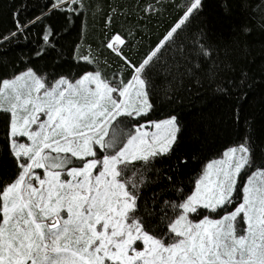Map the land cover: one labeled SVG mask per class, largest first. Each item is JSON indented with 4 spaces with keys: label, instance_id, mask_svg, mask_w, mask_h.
Returning <instances> with one entry per match:
<instances>
[{
    "label": "snow or ice",
    "instance_id": "obj_1",
    "mask_svg": "<svg viewBox=\"0 0 264 264\" xmlns=\"http://www.w3.org/2000/svg\"><path fill=\"white\" fill-rule=\"evenodd\" d=\"M184 7L139 62L124 54L127 41L119 32L107 39L104 46L127 78H107L89 50L74 51L78 63L96 66L78 78L49 80L27 68L0 80V121L15 169L11 177L0 175V264H264V164L255 165L247 138L206 163L190 192L177 189L179 202L165 200L158 210L141 203L145 180L135 164L170 154L180 132L175 115L147 119L154 110L152 73L166 68L179 79L214 78L217 68L191 63L183 52V63L160 64L162 49L203 0ZM82 8L83 0H52L47 13L26 23L17 14L15 31L0 43L24 35L52 11ZM56 35L45 25L43 45L54 48ZM192 55L207 61L212 53L197 39Z\"/></svg>",
    "mask_w": 264,
    "mask_h": 264
},
{
    "label": "trees",
    "instance_id": "obj_2",
    "mask_svg": "<svg viewBox=\"0 0 264 264\" xmlns=\"http://www.w3.org/2000/svg\"><path fill=\"white\" fill-rule=\"evenodd\" d=\"M187 2L83 0L79 14L52 11L24 35L0 43V80L27 68L49 80L61 75L78 78L96 66L78 63L73 59L74 51L86 55L89 50L99 57L107 78L114 74L127 78L120 59L104 46L107 39L119 32L127 41L124 54L139 62L183 16ZM51 3L0 0V36L15 31L17 14L21 23H26L47 13ZM45 25L57 33L52 40L54 48L43 45ZM243 26L250 32H242ZM197 39L212 53L207 61L192 55ZM42 46L45 51L38 56ZM181 52L191 63H203L205 68L215 63L217 68L214 78L198 74L196 79H179L175 73L168 75L166 68L152 73L150 99L154 110L147 119L158 121L175 115L180 126L170 154L146 166L137 162L133 169H140L145 180L140 189L141 203L157 210L165 200L179 202L177 189L190 192L206 163L245 138L252 147L255 165L264 164V0H203L202 10L178 30L173 43L162 49L160 64L171 67L176 60L183 63ZM135 123L133 120L129 126ZM14 170L6 146V128L0 121V175L11 177Z\"/></svg>",
    "mask_w": 264,
    "mask_h": 264
},
{
    "label": "rangeland",
    "instance_id": "obj_3",
    "mask_svg": "<svg viewBox=\"0 0 264 264\" xmlns=\"http://www.w3.org/2000/svg\"><path fill=\"white\" fill-rule=\"evenodd\" d=\"M10 79H11V78H10ZM238 145H239V144H238ZM235 146H236V145H235ZM231 147H232V146H231ZM227 149H228V148H227ZM223 152H224V151H223ZM223 152H222V153H223ZM222 153H221V155H222ZM221 155H220V156H218L217 158H220V157H221ZM217 158H215V159H217ZM212 160H213V159H212ZM248 174H250V172H248ZM129 175H131V173H129ZM246 178H247V175H245V176H244V179H246Z\"/></svg>",
    "mask_w": 264,
    "mask_h": 264
}]
</instances>
